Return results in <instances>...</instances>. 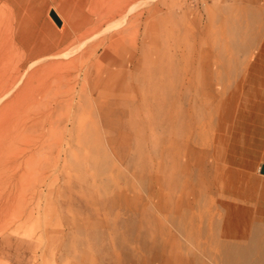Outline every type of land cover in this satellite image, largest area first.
Wrapping results in <instances>:
<instances>
[{
    "label": "rangeland",
    "instance_id": "374dc122",
    "mask_svg": "<svg viewBox=\"0 0 264 264\" xmlns=\"http://www.w3.org/2000/svg\"><path fill=\"white\" fill-rule=\"evenodd\" d=\"M97 3L0 0V264H264V2Z\"/></svg>",
    "mask_w": 264,
    "mask_h": 264
},
{
    "label": "bare ground",
    "instance_id": "6f19581e",
    "mask_svg": "<svg viewBox=\"0 0 264 264\" xmlns=\"http://www.w3.org/2000/svg\"><path fill=\"white\" fill-rule=\"evenodd\" d=\"M100 1V0H98ZM140 1L142 2V0H101V3H97V4H103L104 6L102 7V9L99 11L98 8H96L95 6L93 7V11H91L93 13V16H95L96 18H90L89 16H87L85 18V22L84 24L90 26L86 33L78 36L76 35L78 33L77 29H73L72 34L67 33L66 35V39L70 38L72 35L74 36L73 40L74 41H83L85 44V41L91 40L93 38H95L99 33H103V32H107L109 30H111V28H113L112 23H115L117 20L122 19L124 22L126 15L128 13H130L131 11L135 10L139 5H140ZM144 1V0H143ZM96 4V5H97ZM91 5V4H90ZM91 10V9H90ZM139 10V7H138ZM142 11V10H141ZM134 12V11H133ZM140 12V11H138ZM56 15L58 16V18L61 20L62 24H63V20L61 19V16L55 12ZM142 13V12H141ZM140 13V14H141ZM134 15V14H133ZM129 16V15H128ZM139 14L136 15L135 19H134V24L130 25L133 26L134 28L139 27ZM127 21V20H126ZM121 24V23H119ZM128 24V23H127ZM117 26L118 23L114 24V26ZM122 25V24H121ZM120 25V26H121ZM118 26V27H120ZM123 26V25H122ZM62 28H64V24L62 26ZM127 30L125 29L123 32L121 33H125ZM130 32V31H129ZM101 33V34H102ZM97 38V37H96ZM114 38V37H113ZM118 39H123V35L121 34L119 36ZM65 40V38H64ZM95 40V39H94ZM113 42H118L117 37L114 38ZM82 46V43L80 44ZM84 46V45H83ZM80 47V46H79ZM79 49V48H78ZM75 50L71 51L74 52ZM97 51V50H96ZM39 54V51H36ZM77 52V50L75 51ZM63 54V53H62ZM65 54V53H64ZM55 56L60 55V52L55 53ZM65 55H70L69 53L65 54ZM73 55V54H72ZM52 58V57H51ZM38 68H36L37 70ZM39 70V69H38ZM59 74V73H58ZM81 74V73H80ZM57 75V74H56ZM61 76V74H60ZM24 78V76H23ZM62 78V77H61ZM75 100V99H74ZM36 102V101H35ZM240 111V110H239ZM223 132V130H222ZM228 133V132H227ZM223 136V135H222ZM222 138V137H221ZM260 162V161H259ZM239 165V164H238ZM236 168V167H235ZM264 176V175H263ZM262 185V184H261ZM260 186V185H259ZM249 188V187H247ZM249 190V189H248ZM264 189H262L263 191ZM251 192V191H250ZM244 195V190L240 187V185L236 184L235 186H226L223 187L221 186V197L223 198H228L229 201L223 200L221 201V206L225 205L226 207H230L232 204H237L238 201H240L242 198V196ZM253 195V194H252ZM247 196V195H246ZM254 199V198H253ZM251 200V199H250ZM234 203H232V202ZM239 206V205H238ZM240 210H242V207H239ZM253 214V213H252ZM262 243L264 244V239L261 241L255 239L254 237H251V243L250 245L247 244H241L239 246V249L241 250V252L243 253H247V252H255L258 253V255H263V246Z\"/></svg>",
    "mask_w": 264,
    "mask_h": 264
},
{
    "label": "water",
    "instance_id": "95a60500",
    "mask_svg": "<svg viewBox=\"0 0 264 264\" xmlns=\"http://www.w3.org/2000/svg\"><path fill=\"white\" fill-rule=\"evenodd\" d=\"M49 16L52 18V20L54 21V23L58 26L61 27L62 22L61 20L58 18V16L56 15L55 11L51 10L49 13ZM260 174L264 175V165L261 166L260 168Z\"/></svg>",
    "mask_w": 264,
    "mask_h": 264
},
{
    "label": "crops",
    "instance_id": "0c3cea01",
    "mask_svg": "<svg viewBox=\"0 0 264 264\" xmlns=\"http://www.w3.org/2000/svg\"><path fill=\"white\" fill-rule=\"evenodd\" d=\"M252 1L264 2V0H252ZM239 207H242V206H239ZM256 207L258 208V206H256ZM242 208L244 209V208H246V207H242ZM243 209H242V210H243ZM246 209H247V208H246ZM242 210H241V211H242ZM241 211H240V213H241ZM259 224H260V225L264 224V219H263L262 222L259 223Z\"/></svg>",
    "mask_w": 264,
    "mask_h": 264
}]
</instances>
